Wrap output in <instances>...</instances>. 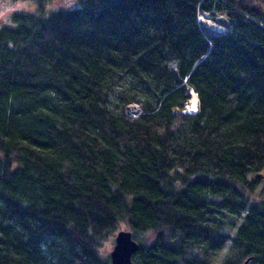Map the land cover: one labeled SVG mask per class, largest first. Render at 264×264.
<instances>
[{"label":"trees","instance_id":"1","mask_svg":"<svg viewBox=\"0 0 264 264\" xmlns=\"http://www.w3.org/2000/svg\"><path fill=\"white\" fill-rule=\"evenodd\" d=\"M31 1L0 24V264H109L121 225L135 264H264V0Z\"/></svg>","mask_w":264,"mask_h":264},{"label":"rangeland","instance_id":"2","mask_svg":"<svg viewBox=\"0 0 264 264\" xmlns=\"http://www.w3.org/2000/svg\"><path fill=\"white\" fill-rule=\"evenodd\" d=\"M70 1L69 0H53V1H50L44 4L41 10L46 12L51 8L55 9L56 7H60V8L66 7L70 3ZM222 1H226V0H222ZM17 10H24V11L31 12V11L36 10V6L31 0H0V24L7 23L9 15L12 12L17 11ZM43 14H46V13H43ZM197 19L199 20L201 26L210 33H224L227 31L226 23L228 22V20L222 13H216V14H210L208 12L199 13L197 16ZM189 104H190V99L187 105ZM119 229H127V228L121 225ZM114 236L115 234L110 236L107 240L103 242L102 248H101L102 254H109V251L112 249L113 244H114ZM228 245H229V242L228 244L226 243L224 247L220 249V251L218 252V255L215 258V262L221 260L222 256L228 250Z\"/></svg>","mask_w":264,"mask_h":264},{"label":"water","instance_id":"3","mask_svg":"<svg viewBox=\"0 0 264 264\" xmlns=\"http://www.w3.org/2000/svg\"><path fill=\"white\" fill-rule=\"evenodd\" d=\"M172 69H174V66H172ZM137 248L138 243L132 238L131 232L127 229H119L115 233L114 244L109 251V264H135L131 259V255Z\"/></svg>","mask_w":264,"mask_h":264},{"label":"bare ground","instance_id":"4","mask_svg":"<svg viewBox=\"0 0 264 264\" xmlns=\"http://www.w3.org/2000/svg\"><path fill=\"white\" fill-rule=\"evenodd\" d=\"M194 105H196V96H195V94L193 93V95L190 97V104H189V106H190L191 108H193Z\"/></svg>","mask_w":264,"mask_h":264},{"label":"built area","instance_id":"5","mask_svg":"<svg viewBox=\"0 0 264 264\" xmlns=\"http://www.w3.org/2000/svg\"><path fill=\"white\" fill-rule=\"evenodd\" d=\"M133 108H136V107L134 106ZM186 109H187V111H189V112H194V111H195V107H194V108H191V107H189L188 105H186Z\"/></svg>","mask_w":264,"mask_h":264}]
</instances>
